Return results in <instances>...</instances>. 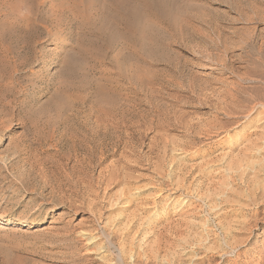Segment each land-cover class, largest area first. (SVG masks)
I'll return each instance as SVG.
<instances>
[{
    "label": "rangeland",
    "instance_id": "obj_1",
    "mask_svg": "<svg viewBox=\"0 0 264 264\" xmlns=\"http://www.w3.org/2000/svg\"><path fill=\"white\" fill-rule=\"evenodd\" d=\"M118 1L0 0V264H264V0Z\"/></svg>",
    "mask_w": 264,
    "mask_h": 264
},
{
    "label": "bare ground",
    "instance_id": "obj_2",
    "mask_svg": "<svg viewBox=\"0 0 264 264\" xmlns=\"http://www.w3.org/2000/svg\"><path fill=\"white\" fill-rule=\"evenodd\" d=\"M66 1V0H65ZM68 1V0H67ZM75 1H78V0H75ZM119 1H121V0H119ZM118 1V2H119ZM148 2V1H147ZM72 3H74V1H72ZM76 3V2H75ZM122 3V2H121ZM126 3V2H125ZM75 6H76V4H74ZM74 5H73V7H74ZM78 5V4H77ZM65 6V5H64ZM76 7H79V6H76ZM76 7H74V9L76 8ZM69 9V8H68ZM123 9V8H122ZM65 10V9H64ZM70 10V9H69ZM68 10V11H69ZM125 10V9H124ZM70 11H72V10H70ZM64 12V11H63ZM77 13V12H76ZM79 13V12H78ZM81 13V12H80Z\"/></svg>",
    "mask_w": 264,
    "mask_h": 264
}]
</instances>
